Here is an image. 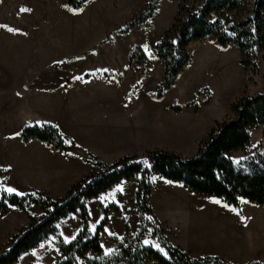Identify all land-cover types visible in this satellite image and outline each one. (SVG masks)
I'll use <instances>...</instances> for the list:
<instances>
[{
  "label": "rangeland",
  "instance_id": "374dc122",
  "mask_svg": "<svg viewBox=\"0 0 264 264\" xmlns=\"http://www.w3.org/2000/svg\"><path fill=\"white\" fill-rule=\"evenodd\" d=\"M178 4L88 0L74 9L68 0H0V193L11 194L7 188L19 196L43 191L56 199L82 177L101 171L99 164L123 156L143 158L163 150L192 157L212 126L233 116L236 101L264 91V52L254 70H247L234 45L206 39L190 46L187 67L157 95L164 65L155 45ZM149 5L154 8L144 23L122 31ZM43 123L58 129L64 150L38 140L23 142L25 127ZM259 142H264L262 126L251 131L250 145L234 158L252 155ZM150 182L144 245L167 256L153 232L158 223L166 240L192 258L264 264V206L199 196L156 174ZM135 191L136 179H131L86 201L89 237L100 227L102 253L76 255V264H112L126 232L136 235L142 217ZM225 207L236 212L233 222L218 215ZM42 213L36 204L8 205L0 214V253L29 216ZM245 216L243 227L237 220ZM82 227L81 217L69 214L57 222L54 235L14 264H54L61 241L70 242ZM145 264L158 263L149 259Z\"/></svg>",
  "mask_w": 264,
  "mask_h": 264
},
{
  "label": "trees",
  "instance_id": "16d2710c",
  "mask_svg": "<svg viewBox=\"0 0 264 264\" xmlns=\"http://www.w3.org/2000/svg\"><path fill=\"white\" fill-rule=\"evenodd\" d=\"M74 9L88 0H68ZM154 5L147 11L135 15L123 28L142 24L150 17ZM215 40L219 45H234L239 52L240 64L254 70L258 56L264 52V0H179L171 25L165 29L155 45L156 55L164 65L157 95L171 87L191 60L189 48L192 44ZM139 49V48H137ZM132 65V57L129 66ZM179 107H177L178 109ZM233 116L217 121L192 157H182L173 152L154 150L143 158L123 156L102 166V170L90 173L73 184L67 193L56 199L45 192L23 196L0 193V214L8 205L25 209L36 204L43 211L39 216H29V223L14 234L7 247L0 253V264H14L18 258L37 247L57 232V222L69 214H78L83 227L68 243L61 241L60 255L54 264H76L75 256L86 257L102 253L99 242L101 229L89 237L87 223L89 213L86 201L98 197L116 184L136 179L135 200L142 217L139 231L118 242L117 250L111 255L112 264H145L149 259L158 264H230L214 256L201 259L190 257L173 246L164 237L155 223L154 234L164 246L167 256L142 243L150 214L149 198L152 190L150 176L181 183L190 192L203 196L221 198L236 206L240 198L264 206V142H259L252 155L235 159L234 155L244 152L251 142V131L262 126L264 138V91L241 97L233 105ZM21 138L27 143L38 140L54 148H66L58 129L48 123L27 126ZM119 212V209L116 208ZM95 264V263H91Z\"/></svg>",
  "mask_w": 264,
  "mask_h": 264
},
{
  "label": "crops",
  "instance_id": "0c3cea01",
  "mask_svg": "<svg viewBox=\"0 0 264 264\" xmlns=\"http://www.w3.org/2000/svg\"><path fill=\"white\" fill-rule=\"evenodd\" d=\"M8 49V48H7ZM7 49H6V54L7 55H9V53H8V51H7ZM49 110H51V109H49ZM53 112L55 111V110H52ZM214 198V197H213ZM221 211H220V213H218V215H220L222 218H224V217H226V216H230L231 217V219L229 220L230 222H233V217H235V218H237V215L235 214L236 212L234 211V210H231V209H227V207H225V208H222V209H220ZM220 217V218H221ZM235 220V219H234ZM236 221V220H235ZM237 222L239 223V224H241L243 227H246L247 225H248V223H246V222H248V219L246 218V216L244 217V219H240L239 217H238V220H237Z\"/></svg>",
  "mask_w": 264,
  "mask_h": 264
},
{
  "label": "snow or ice",
  "instance_id": "6c2138e0",
  "mask_svg": "<svg viewBox=\"0 0 264 264\" xmlns=\"http://www.w3.org/2000/svg\"><path fill=\"white\" fill-rule=\"evenodd\" d=\"M21 11H25V9H21ZM11 31V29H9ZM7 192L9 193H12V192H15V189H12V188H7L5 189Z\"/></svg>",
  "mask_w": 264,
  "mask_h": 264
},
{
  "label": "bare ground",
  "instance_id": "6f19581e",
  "mask_svg": "<svg viewBox=\"0 0 264 264\" xmlns=\"http://www.w3.org/2000/svg\"><path fill=\"white\" fill-rule=\"evenodd\" d=\"M219 74V73H218ZM210 76V75H209Z\"/></svg>",
  "mask_w": 264,
  "mask_h": 264
}]
</instances>
